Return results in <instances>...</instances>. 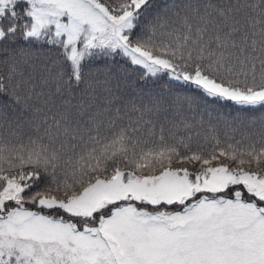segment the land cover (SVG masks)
Returning <instances> with one entry per match:
<instances>
[{
    "label": "snow or ice",
    "instance_id": "1",
    "mask_svg": "<svg viewBox=\"0 0 264 264\" xmlns=\"http://www.w3.org/2000/svg\"><path fill=\"white\" fill-rule=\"evenodd\" d=\"M0 264H264V0H0Z\"/></svg>",
    "mask_w": 264,
    "mask_h": 264
}]
</instances>
